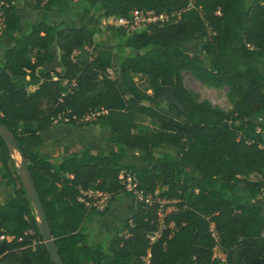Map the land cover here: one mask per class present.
<instances>
[{"label": "trees", "instance_id": "16d2710c", "mask_svg": "<svg viewBox=\"0 0 264 264\" xmlns=\"http://www.w3.org/2000/svg\"><path fill=\"white\" fill-rule=\"evenodd\" d=\"M193 1L194 9H187L188 0H28L30 9L45 12L101 9L96 26L134 11H180L175 23L131 35L105 26L124 53L115 62L116 47L96 41L97 29L84 25L34 22L17 37L14 0H0V42L2 36L14 42L0 63V124L27 162L63 264H144L147 254L149 264H264V133L248 122L264 119V0ZM196 36L207 65L183 48ZM56 48L61 69L47 70ZM80 50L83 57L74 55ZM182 72L226 86L231 110L200 101L184 87ZM164 86L174 88L183 112L166 105ZM29 87L36 89L28 93ZM89 115L94 120L83 123ZM59 119L106 129L114 149L54 157L42 135ZM162 148L176 149L192 173L170 152L155 153ZM128 150L141 151L145 166L124 165ZM17 166L0 139V187L13 188L0 204V248L6 246L0 264H53ZM252 174L259 179L250 180ZM122 175L132 176L142 200L126 190ZM240 189L255 206L243 203ZM89 193L132 200L107 245L95 242L89 228L99 214ZM216 247L222 259L214 257Z\"/></svg>", "mask_w": 264, "mask_h": 264}, {"label": "rangeland", "instance_id": "374dc122", "mask_svg": "<svg viewBox=\"0 0 264 264\" xmlns=\"http://www.w3.org/2000/svg\"><path fill=\"white\" fill-rule=\"evenodd\" d=\"M251 2V0H248V3ZM55 13V12H54ZM63 16L62 13L56 12ZM69 13V12H67ZM103 11L101 9H93L91 11V16H89L86 19H84V23H86L89 27H92L93 25L96 27L94 29H97V33L94 36V39L96 41L103 40L106 45L116 47L115 55L113 60L117 62V60L123 55V51L119 47V39L114 38L110 35L109 32H105V23L102 21V26H96V20L97 18L101 17ZM72 14V13H71ZM66 16V14H64ZM64 17V16H63ZM86 16L84 15V18ZM51 18V16H49ZM47 19V22H51L50 24L53 25V21L50 19ZM72 21L67 20L70 24L74 22V15H71ZM26 18L23 17V20ZM54 20L53 18H51ZM29 20L26 19L25 22H28ZM65 24V22H62ZM77 23V21H76ZM84 25V24H83ZM81 24L77 25H69L70 28H79L81 27ZM86 27V26H85ZM202 39L199 36H196L192 39V42L188 45L189 50L193 52V57L197 59H201L205 65H207V60L204 54H202L201 50V43ZM194 46H197L196 49H193ZM11 48V44L5 48L9 49ZM56 54L58 55V50L56 49ZM76 56L83 57L84 51L80 50L75 52ZM3 58V56H2ZM57 65V64H56ZM53 64V66L48 67L47 70H53L58 68ZM109 75L112 77V73L109 71ZM25 80H28L26 78ZM182 80L184 87L196 94L200 101H208L213 107L219 108L220 110L224 112H229L231 110V104L228 101V88L226 86L221 87H212L204 82H201L194 78L189 72H182ZM34 88H28V93H32ZM159 109L163 112L167 111V107L165 104L160 105ZM94 120L93 115H89L84 118L83 123H91ZM248 122L254 124L258 127V130L262 131L264 133V119L258 118V119H250ZM109 132L96 125H90V126H72L67 125L64 120L59 119L57 120L51 130L45 134L42 135V138L44 141H49L51 144V151L54 157L64 156L67 153H72L75 151L80 150H96V149H102L105 151H112L114 148L113 146L108 142ZM168 151L170 152L173 157L180 163V165L184 168H186L189 173H192V168L188 167L186 164L179 161L177 157V150L174 148H162L155 150V153H160L162 151ZM12 157L16 160L17 165L20 163V158L17 153H13ZM123 164L128 166H134V167H141L144 164V158L143 153L141 151L136 150H128L127 151V157L123 159ZM249 179L252 181H256L259 179L258 175L252 174L249 176ZM2 189V188H0ZM243 199V203L251 206H255V202L246 194L243 190L238 191ZM94 207L96 211L99 213L98 215H93L91 219V224L89 228L94 233V239L97 243H107V240L110 236H113L114 234L118 233L117 230L118 225L120 222H123L125 219L129 217L128 207L132 203V200L128 198L126 195L119 194L113 197H108V199L104 200L103 197L94 196ZM2 198L0 197V202ZM167 202H163L162 204H166ZM263 209V215H264V207ZM174 210L173 207L168 208L166 211H172ZM217 258H223V256L220 253H216Z\"/></svg>", "mask_w": 264, "mask_h": 264}, {"label": "built area", "instance_id": "2783aa9c", "mask_svg": "<svg viewBox=\"0 0 264 264\" xmlns=\"http://www.w3.org/2000/svg\"><path fill=\"white\" fill-rule=\"evenodd\" d=\"M194 1L193 0H188V6L187 9H194ZM180 18V11L179 12H174L172 14H167V13H161V14H156L154 11H134L131 12L127 17H108L104 18L103 22L105 23L106 26L115 28V29H120L122 30L126 35H131L135 32L138 31H144L148 29L150 26L153 25H165V24H172L175 23L179 20ZM192 42V41H191ZM184 43L183 48L186 52L189 54L193 55V52L189 50V43ZM197 46H194L193 49H196ZM201 51V50H200ZM55 79V78H54ZM122 184H125V188L127 191L132 192L134 195H136L139 200H142L143 197L139 194V192L136 190V183L132 176L126 175V176H121L120 177ZM99 196L103 197V199L107 200L108 195L102 194V193H89V196ZM151 200L150 196H146L144 198L145 203H149ZM158 219L160 223V230L164 228L163 224V218H164V212L159 210L158 211ZM159 232L153 233L148 236L150 242H154V240L159 236ZM212 237L214 240L217 242V237L216 233L212 230ZM3 240V237H0V241ZM216 253H220V250L216 247L214 249V257H216ZM149 254H147L145 257H142V261L144 264H149ZM222 259V258H219Z\"/></svg>", "mask_w": 264, "mask_h": 264}, {"label": "water", "instance_id": "95a60500", "mask_svg": "<svg viewBox=\"0 0 264 264\" xmlns=\"http://www.w3.org/2000/svg\"><path fill=\"white\" fill-rule=\"evenodd\" d=\"M162 92H163V98L167 106H175L178 107L181 112L184 111L181 104L177 101V99L174 96L173 87L164 86L162 88ZM0 139L4 142V144L12 154L17 153L19 155L20 163L17 166V173L25 189V192L32 204V207L35 211V215L38 222L39 233L43 239L46 251L51 259V262L53 264H63L55 247L54 240L52 238L50 228L48 225L47 217L44 208L42 206L40 197L34 186L31 174L27 166V162L23 154L19 150L18 144L11 135V133L1 124H0ZM5 248H6L5 244H3L0 248V252H4Z\"/></svg>", "mask_w": 264, "mask_h": 264}, {"label": "crops", "instance_id": "0c3cea01", "mask_svg": "<svg viewBox=\"0 0 264 264\" xmlns=\"http://www.w3.org/2000/svg\"><path fill=\"white\" fill-rule=\"evenodd\" d=\"M14 6H15V12L16 15L21 19V24H20V28L18 29V33H17V37H21L23 34L26 33L27 31V25L29 23H34V22H40V21H47V19L49 18V16H51V18H53L54 20H52L51 18H49L51 21H53V25H57L59 23L65 22V24L69 27V25H77V24H81L87 27V29L92 30L94 28H96L94 25L92 27H89L86 23H84V19H86L89 16H91V13L88 15H85L86 17L84 18V14L83 13H75L74 15V22L73 23H69L67 20L72 21L71 18V13H67L64 12V14H66V16L63 14L60 15L56 12H59L57 10H51L49 12H45L43 10H32L29 8V2L28 0H14L13 2ZM55 12V13H54ZM23 17L28 19V22H25V20H23ZM77 21V23H76ZM51 22H48L49 25ZM52 25V26H53ZM13 37L12 36H2L1 37V42L0 44L2 45V47L0 46V63L3 61L4 58V51L7 50L5 48H7L10 44L11 47L13 46ZM10 49V48H9ZM58 50V48H56ZM3 56V58H2ZM59 50H58V55L56 54V59H55V65L57 67H60V63H59ZM31 88V87H30ZM33 92L35 91L36 87H32ZM70 153L65 154L64 156H61V159H64L67 155H69ZM145 164V163H144ZM145 165H142L141 167H144ZM138 167V168H141ZM2 189H0V197L2 198L0 204H2L5 200L9 199L12 195H13V188L12 187H0ZM131 205V204H130ZM122 223L120 222V224L118 225L117 230L119 231L122 227ZM115 235V234H114ZM113 235V236H114ZM110 236L109 239L107 240L106 245L109 243L110 239L113 237Z\"/></svg>", "mask_w": 264, "mask_h": 264}]
</instances>
